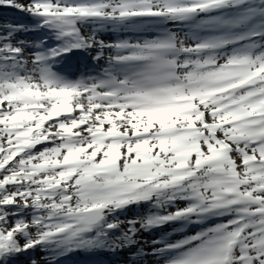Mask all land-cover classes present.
I'll return each mask as SVG.
<instances>
[{
	"label": "snow or ice",
	"instance_id": "snow-or-ice-1",
	"mask_svg": "<svg viewBox=\"0 0 264 264\" xmlns=\"http://www.w3.org/2000/svg\"><path fill=\"white\" fill-rule=\"evenodd\" d=\"M0 6L34 20L0 23V264H22L37 247L48 264L131 251L140 229L224 217L133 255L264 264V0ZM82 24L93 25L90 36ZM41 30L52 46L48 36L18 38ZM104 30L137 38L105 42ZM88 49L106 66L71 78L80 69L62 62ZM132 205L149 210L121 220Z\"/></svg>",
	"mask_w": 264,
	"mask_h": 264
},
{
	"label": "trees",
	"instance_id": "trees-1",
	"mask_svg": "<svg viewBox=\"0 0 264 264\" xmlns=\"http://www.w3.org/2000/svg\"><path fill=\"white\" fill-rule=\"evenodd\" d=\"M19 3L27 4L29 0H18ZM30 16H28L27 13H23L17 9L11 8V7H4L0 6V23L5 22H12V23H23V24H32V21L29 19ZM93 26H89V32H92L91 30ZM32 33V32H31ZM31 33H22V35H31ZM111 33V32H110ZM111 33L110 35H113ZM180 207H183L184 204L180 203ZM141 211V213L145 214L149 210V205H139L138 206ZM136 208L133 206H129L126 211L120 214L119 218L123 221H127L129 219L137 218L136 216ZM169 210H174L169 209ZM228 217L224 218H213L209 220L207 223L203 225H180L178 223H170L167 225H164L162 227H158V232H148V234L152 235L151 238H154V240L157 239H165L170 240L174 242V239H181L184 236L193 235V231H200L201 228H205L211 225H214L215 223L226 221ZM137 227V226H136ZM123 230H127V223L123 224L121 226ZM157 229V228H156ZM141 231V232H140ZM137 233V239L141 242L140 245H138L136 248L129 251L128 249L124 250H117L115 252L103 250L99 251L95 254H85V253H74L70 254L67 258H64L63 260L59 261V264H66L64 261L69 260V264H144L146 259H144L147 256H134L133 253L137 251L140 247L143 248L144 251H152V243L150 240L149 246H145L144 244V237L146 232H142V229ZM194 232V234L196 233ZM147 234V233H146ZM114 235H119V232L114 233ZM144 238V239H143ZM153 240V241H154ZM160 246V245H157ZM151 248L150 250H148ZM48 253L42 251L39 247H37L35 250L31 251L28 256H21L20 260L22 264H27V261L29 260V257L36 259L39 264H48L47 261ZM145 261V262H144Z\"/></svg>",
	"mask_w": 264,
	"mask_h": 264
},
{
	"label": "rangeland",
	"instance_id": "rangeland-1",
	"mask_svg": "<svg viewBox=\"0 0 264 264\" xmlns=\"http://www.w3.org/2000/svg\"><path fill=\"white\" fill-rule=\"evenodd\" d=\"M28 16H30V15L28 14ZM29 19L32 21V24H33L34 23L33 18L30 16ZM89 26L91 28V26H93V25H83V24L82 25H79L80 30H81V33L84 36H85V34H86L87 37L90 36L89 35L90 34V32H89ZM110 32L111 33L114 32V34L113 35H110L111 34ZM47 34H51V33L47 32ZM97 35H98V38L104 39L105 42H112V41H115V40H118V39H121V38H131V39L137 38V36H136L135 33L129 32V33L121 34L119 31H116V30H112V31L104 30V31L99 32ZM144 35L146 36L147 34H144ZM18 38L19 39H25V40H28V41H36V40H38L35 35L33 36V35H30L29 34V35L26 36V35H22V33H20L18 35ZM53 43H54V41L52 42V44ZM52 44H50V45L52 46ZM31 52H32V50L30 49L29 50V58L31 56ZM95 55H96V52H95V50H92V49H88V50H78V51H75L74 53L68 54V57H67L66 61H64L62 63H63V66L64 67H68V66H71L72 65L71 67L74 68V69L75 68H79L80 71H77V73H78L77 76H79V77L82 75V73L84 71H86V75H95L99 71H101L103 69V67L106 66L105 65V61H103V60L102 61H99V62L94 61L92 59V57L95 56ZM46 126H47V122H46ZM104 127L107 128L108 125L105 124ZM46 146L47 147H51L52 145L51 144H46V143L45 144L37 145L35 151L36 152L42 151L43 148L46 147ZM234 158L237 159V163H239V156L238 155H234ZM132 206L137 209L136 210V216L137 217L144 215L143 213H141L140 209H138L139 208L138 205H132ZM136 226H137L138 229H140L139 223ZM127 227H128V225H127ZM142 232H146L147 233V234L144 233L145 234V237H144L145 239L143 238L144 239L143 241H144L145 246H149L148 244H150V240H151V243H152V241L154 240V238H151L150 236H152V235L148 234V232H158V228L155 229V230H152V231L151 230H147L146 231V230L142 229ZM194 232H196V231H193L192 232L193 235H194ZM176 240H178V239H174V241H176ZM150 249L151 248H149L148 250H150ZM147 252L148 253H151V251H147ZM67 257H63L60 260H63L64 258H67ZM144 259H146L145 260L146 262L144 261L145 262L144 264H162V262L159 261V258L158 257L152 256V255H147V257H145ZM64 262L66 264H69V260H65Z\"/></svg>",
	"mask_w": 264,
	"mask_h": 264
}]
</instances>
